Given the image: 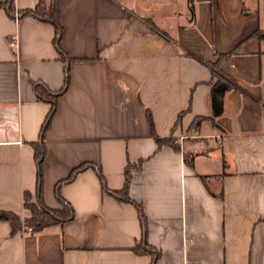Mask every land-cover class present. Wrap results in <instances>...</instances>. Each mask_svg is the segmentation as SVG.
Segmentation results:
<instances>
[{
	"label": "crops",
	"instance_id": "0c3cea01",
	"mask_svg": "<svg viewBox=\"0 0 264 264\" xmlns=\"http://www.w3.org/2000/svg\"><path fill=\"white\" fill-rule=\"evenodd\" d=\"M39 1L14 0V15L0 7V210L21 219L24 194L36 201L32 142L50 106L32 81L54 90L64 77L52 23L16 16ZM54 4L72 60L44 139L43 203L58 209L55 185L79 165L115 191L128 167L154 264H264V0ZM216 60L233 86L213 117ZM75 176L59 188L71 220L38 232L0 220V264H149L134 250L136 205L102 190L93 167Z\"/></svg>",
	"mask_w": 264,
	"mask_h": 264
},
{
	"label": "trees",
	"instance_id": "16d2710c",
	"mask_svg": "<svg viewBox=\"0 0 264 264\" xmlns=\"http://www.w3.org/2000/svg\"><path fill=\"white\" fill-rule=\"evenodd\" d=\"M14 0H6L4 3L0 2V7L3 8L6 12H8L10 15H14ZM191 2V0H189ZM31 16V17H37L40 20L47 21L49 23H52V25L55 28L54 36L52 41L54 42V46L57 50L58 56L62 60L64 66H63V83L62 87L59 89H50L46 84L41 80L32 81V86L34 87V92L36 94V97L38 99L44 100L49 103V109L47 113L45 114V118L43 119L40 129H39V137L38 140L35 142H32V147H34V159L37 163V172H36V201L33 202L30 200L29 193L24 194L23 199V207L28 208L31 212L30 216L27 219H21L17 214L14 212H8V211H2L0 210V220H4L9 222L11 224V229L13 231L20 230L23 226L31 227L32 232H38L43 230V228L58 224V223H64L65 221H69L73 218V209L72 206L61 196L59 192L60 186L70 183L76 176L77 173H79L82 170H85L87 167H93L95 170L96 175L99 178L101 189L107 192L109 195L113 196L117 200L129 202L131 204H135L139 219L141 220V234H142V240L139 244H137L134 247V250L137 253H147L151 255V259L149 264H154L155 260L157 259L159 253L149 247L145 241L146 237V219H144V215L141 209V206L139 204H136L133 202L127 194V187L129 185V182L131 180V174L129 172V168L126 167L125 169V182L121 189L115 191V190H109L106 187V182L104 179V175L101 174V172L95 168L93 165L86 163L79 165L71 170V172L68 174V177L60 180L57 182L54 188V192L56 195V199L61 205L62 208L53 209L50 207H47L43 203L42 198V186H43V177H42V171H43V159L46 152V147H44V139L46 135V131L50 127V123L52 121V118L54 117V112L56 110L57 106V97L64 93L69 83V77H70V71L68 68V63L72 58L68 55H66L62 44H61V36H62V26L60 22V12L57 10L54 0H51L49 6L47 7L45 2L43 0H40L36 7L33 9H27L22 10L19 15H16L18 17L21 16ZM234 52H237V48H233L232 51L227 53H220L218 54V57H225L228 55L233 54ZM208 64L212 67L214 70L215 79L212 80L211 88H210V96H211V111H213V117H217L221 115V110L223 107V96L222 94L224 91L229 89L233 86V81L231 78L224 74L217 66V60L213 62H208ZM222 72V73H221ZM149 124L150 127H152V120L150 113L148 114ZM154 140L158 144V146H161L163 144H167L172 146L174 149H177L178 146L173 143L172 138L170 137H158L157 135H154Z\"/></svg>",
	"mask_w": 264,
	"mask_h": 264
},
{
	"label": "built area",
	"instance_id": "2783aa9c",
	"mask_svg": "<svg viewBox=\"0 0 264 264\" xmlns=\"http://www.w3.org/2000/svg\"><path fill=\"white\" fill-rule=\"evenodd\" d=\"M11 42H12L13 45L15 44V42H13V40ZM21 230L23 232H31L32 231V228L31 227L23 226Z\"/></svg>",
	"mask_w": 264,
	"mask_h": 264
},
{
	"label": "rangeland",
	"instance_id": "374dc122",
	"mask_svg": "<svg viewBox=\"0 0 264 264\" xmlns=\"http://www.w3.org/2000/svg\"><path fill=\"white\" fill-rule=\"evenodd\" d=\"M173 143H174V140H173ZM175 144V143H174ZM58 208H62L61 205L59 204V207ZM53 209H57V208H53Z\"/></svg>",
	"mask_w": 264,
	"mask_h": 264
}]
</instances>
